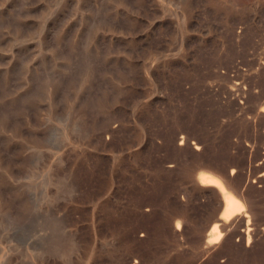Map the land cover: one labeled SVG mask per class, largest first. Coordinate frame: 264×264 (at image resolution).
Segmentation results:
<instances>
[{
  "label": "rangeland",
  "instance_id": "obj_1",
  "mask_svg": "<svg viewBox=\"0 0 264 264\" xmlns=\"http://www.w3.org/2000/svg\"><path fill=\"white\" fill-rule=\"evenodd\" d=\"M0 264H264V0H0Z\"/></svg>",
  "mask_w": 264,
  "mask_h": 264
},
{
  "label": "bare ground",
  "instance_id": "obj_2",
  "mask_svg": "<svg viewBox=\"0 0 264 264\" xmlns=\"http://www.w3.org/2000/svg\"><path fill=\"white\" fill-rule=\"evenodd\" d=\"M201 183L203 184H214L217 185L223 195V199H224V204H225V208L223 210V213L221 215V220L224 221V223L233 220L234 217H248V213L246 212V208L244 203L237 198L230 190H228L225 185L223 184L222 180L220 178H218L217 176L210 174V173H202L201 176ZM239 218V219H240ZM241 218V220L243 219ZM250 219V218H249ZM244 220V219H243ZM250 222V221H248ZM220 223V222H219ZM218 224H216L214 226V234H213V238L212 240L215 241V243H217L220 239H222V233L218 231ZM250 236V235H249ZM250 239V237H249ZM214 243V244H215ZM210 244V243H209Z\"/></svg>",
  "mask_w": 264,
  "mask_h": 264
}]
</instances>
